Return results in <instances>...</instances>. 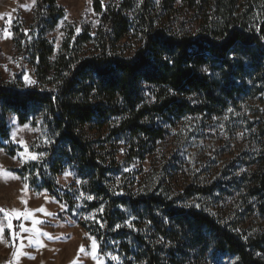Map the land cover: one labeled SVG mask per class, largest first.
I'll return each mask as SVG.
<instances>
[{"label": "trees", "instance_id": "16d2710c", "mask_svg": "<svg viewBox=\"0 0 264 264\" xmlns=\"http://www.w3.org/2000/svg\"><path fill=\"white\" fill-rule=\"evenodd\" d=\"M91 1L95 29L66 25L57 51L58 0H36L29 32L13 24L35 85L0 80V148L16 156L10 115L40 120L51 142L12 173L55 198L104 260L264 264V0ZM210 131L217 145L201 147ZM171 132L180 144L141 184L126 170ZM65 171L78 183L58 185Z\"/></svg>", "mask_w": 264, "mask_h": 264}, {"label": "rangeland", "instance_id": "374dc122", "mask_svg": "<svg viewBox=\"0 0 264 264\" xmlns=\"http://www.w3.org/2000/svg\"><path fill=\"white\" fill-rule=\"evenodd\" d=\"M100 1L105 4L112 0ZM35 2L0 0V80L9 83L20 78L26 89L35 85L34 70L26 57L13 48L11 29L14 22H18L26 33L29 32ZM58 4L64 9V17L48 35L55 51L61 44L66 25L73 26L78 34L84 24H90L94 29L98 24L91 0H58ZM33 39L34 35H30L27 41L30 43ZM8 125L10 145L16 150V156L10 157L0 148V209L5 210L0 212V264H118L120 260H113V256L104 260L94 255L93 243L97 246L96 241L73 221L71 214L55 198L43 191L29 189L12 173L13 169L39 159H31L29 153L37 154L35 149L45 141L40 120L20 126L15 115H10ZM12 133H15V137ZM204 135L206 142L201 147L217 145V142L213 143L216 132L210 131ZM174 137L171 132L170 137L158 144L152 155L143 161H136L126 171L138 173L136 180L143 184V177L149 178L162 165L163 158L166 159L180 144ZM183 139L181 135L180 140ZM195 148L197 146L193 145ZM192 150L186 153V159L195 156ZM196 151L195 159L206 154L203 149ZM121 152L122 148L119 159ZM66 173L71 172L61 174L57 178L58 185L65 187L73 182L78 183L72 173L67 176ZM12 210L21 215H11ZM34 220L41 223L34 225ZM34 227H38L43 235L34 234Z\"/></svg>", "mask_w": 264, "mask_h": 264}, {"label": "snow or ice", "instance_id": "6c2138e0", "mask_svg": "<svg viewBox=\"0 0 264 264\" xmlns=\"http://www.w3.org/2000/svg\"><path fill=\"white\" fill-rule=\"evenodd\" d=\"M167 59V58H166ZM204 71H207V69H204ZM65 75H67V73H65ZM12 135H13V137H15V133H12ZM45 144H48V143H50L51 141H49L47 138H45ZM29 156L31 157V159H38L39 158V154H32V153H29ZM67 175H71V173H66V176ZM81 196L84 198V199H86V200H89V201H91L92 199H94V197L93 196H91L90 194L89 195H85L84 193H81ZM190 205H185V207H189ZM2 211H5L4 209H0V212H2ZM11 215H14V216H17V217H19L21 214L18 212V211H16V210H12V212H11ZM33 223H34V225H39L41 222L40 221H38V220H34L33 221ZM126 223H128V226L129 227H131V223L130 222H126ZM116 227L117 228H119L120 227V225H116ZM9 228H11V225H9ZM33 232H34V234H40V235H43V233L40 231V229L38 228V227H34L33 228ZM82 252L84 251V249L83 248H81L80 249ZM93 250H94V255L95 256H98L99 255V252H98V250H97V246H96V244L95 243H93ZM113 260H118V258L117 257H115V256H113V257H111Z\"/></svg>", "mask_w": 264, "mask_h": 264}]
</instances>
